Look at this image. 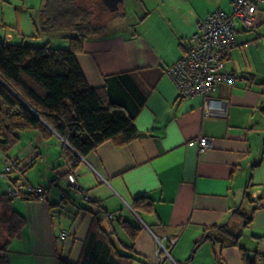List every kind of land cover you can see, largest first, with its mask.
<instances>
[{
    "label": "crops",
    "instance_id": "0c3cea01",
    "mask_svg": "<svg viewBox=\"0 0 264 264\" xmlns=\"http://www.w3.org/2000/svg\"><path fill=\"white\" fill-rule=\"evenodd\" d=\"M43 1L0 0V41L19 44L34 37ZM138 4L140 13L133 22L123 23V31L105 26L75 55L88 86L104 88L111 101L122 104L133 117L137 135L120 147L105 141L80 158L73 173L80 190L69 192L72 201L73 194L83 200L86 195L108 213L141 226L131 242L112 222L118 242L132 246L138 259L132 264H219L218 243L196 242L205 228L222 224L240 235L235 246L219 250L224 264H243L242 251L248 252V260L262 264L264 208H257L256 201L264 200V0L254 28L235 23V44L224 67L236 79L218 83L210 94L224 103L225 116H204L201 96L180 98L165 70L180 58L198 21L215 9L229 13L232 0ZM67 45L64 41L57 47ZM27 134L18 133L15 151L7 156L18 164L16 176L9 179L21 177L37 186L44 185L43 176L47 195L45 202L18 199L14 204L12 199V210L24 217L25 224L9 244L8 264H56L58 256L75 262L90 215L78 212L72 202H60L65 187L59 183L68 169L62 157L65 143L53 135L44 141V153L33 143L38 142L35 132ZM198 136L211 138L212 148L200 153L188 144ZM34 170L37 181L31 176ZM138 196L151 201V212L139 216L132 210L130 204ZM236 209L245 216L233 214ZM62 229L73 235L56 242L54 236ZM154 236L166 245L164 238L175 239L170 258L161 260Z\"/></svg>",
    "mask_w": 264,
    "mask_h": 264
},
{
    "label": "trees",
    "instance_id": "16d2710c",
    "mask_svg": "<svg viewBox=\"0 0 264 264\" xmlns=\"http://www.w3.org/2000/svg\"><path fill=\"white\" fill-rule=\"evenodd\" d=\"M94 1L44 0L34 22L35 36L44 34V44L35 46L15 44L5 39L0 41V152L5 156L18 142L19 132H35L40 142L57 135L67 144L62 148V157L68 167L66 177L68 173H74L80 158L101 143L109 141L120 147L136 138L133 117L122 104L111 101L104 88L88 86L75 59V55L82 51L84 41L94 37L102 28L90 11ZM110 13L117 14L116 11ZM49 31L59 32V37L67 41V47L49 46L48 43L56 37L47 33ZM6 158L12 167L9 171L4 168V173L18 171L17 161ZM18 182L31 188L42 186L45 198L39 200L37 194L25 192L17 198L46 201V186H32L19 177L9 179L7 187H14ZM79 190L69 186L61 189L60 202H72L78 212H87L90 223L77 260L71 262L58 256L56 264H132L138 260L132 253V246L118 242L112 222L117 223L131 242L141 226L120 215L116 217L114 214L113 220L110 219L108 212L92 199L83 200L79 196L72 201L69 192ZM13 198L6 190L0 193V264H8L9 244L21 235L25 224L24 217L11 208ZM151 204L146 196H138L130 207L140 216L141 212L152 211ZM233 214L245 216L240 209L234 210ZM149 228L157 233L156 228ZM239 236L227 224L213 225L204 229L196 244L206 239L218 243L216 261L224 264L219 250L227 245L235 246ZM241 255L243 264H255L243 251Z\"/></svg>",
    "mask_w": 264,
    "mask_h": 264
},
{
    "label": "built area",
    "instance_id": "2783aa9c",
    "mask_svg": "<svg viewBox=\"0 0 264 264\" xmlns=\"http://www.w3.org/2000/svg\"><path fill=\"white\" fill-rule=\"evenodd\" d=\"M262 0H232L229 13L220 9L209 12L203 19L198 21L197 30L187 37L180 58L168 66L165 70L173 81L180 98L193 96L202 97V113L204 116H225L226 107L223 102L210 98L215 86L220 82H232L236 75L225 70L224 62L229 50L235 44V23L239 22L244 28L251 29L257 24V13ZM5 38H8L6 34ZM195 145L198 152L202 153L212 148V139L198 136L188 142ZM14 165V164H13ZM12 163L5 164V170L9 171ZM69 187L79 190L75 183L72 172L65 177ZM44 189L42 186L36 188L28 187L18 182L14 187L8 186V195L18 197L20 193H34L39 200H44ZM63 196V195H61ZM84 200L89 198L84 195ZM257 208H264V200L256 201ZM113 219L114 213H108ZM69 230H60L55 236L56 242L72 237ZM156 242V253H162L163 257L170 258L169 247L174 244L175 239H167V245L154 236ZM248 252L245 253L247 255ZM174 264V262H173ZM264 264V259H262Z\"/></svg>",
    "mask_w": 264,
    "mask_h": 264
},
{
    "label": "rangeland",
    "instance_id": "374dc122",
    "mask_svg": "<svg viewBox=\"0 0 264 264\" xmlns=\"http://www.w3.org/2000/svg\"><path fill=\"white\" fill-rule=\"evenodd\" d=\"M94 2H95V5L91 8L90 11L93 15L94 20H97L98 23L100 25H102L101 30L95 36H98L104 32V29H106V28H103V26H105V25L107 27L111 26V28H113L112 30L114 32L123 31V28H122V26L124 25L123 23H125V21H130V22L132 21L133 22L135 20L136 14L140 13V7L138 4V0H123L122 3L119 5L118 9L116 10L117 14L108 12L104 8V6L99 2V0H95ZM13 20L14 19L12 17L10 19V21L13 22ZM28 21H30V20L28 19ZM8 30H10V29H8ZM47 33H49L50 35H56L55 39H53L55 41L52 40L49 43L50 46H52V47H57L58 44H62V43L64 44V41H66L65 39L59 37L60 36L59 32L49 31ZM25 42H27L26 44H33L35 46H39V44H44L45 43L44 34H42V35L40 34L39 36H34L32 38H26ZM30 132L33 133L32 131H24V132H19V133L20 134L24 133V136H25V134L28 135L27 133H30ZM23 139L25 140L26 138L24 137ZM33 143H34V145L38 146L40 151L42 150L45 153V148L47 147L44 144L45 142L38 141L36 143V141H33ZM13 151H15L14 147H12L8 151L6 157L11 156ZM5 160H6L5 155L0 152V193L4 192L7 189V182L9 180V178L16 176V172H14V171L11 173H8V174L4 173L5 164L9 163V162H4ZM31 176H32V179L34 181L38 180V174L36 173V170L31 172ZM41 181L43 182L44 186L47 184V182L43 176L41 178ZM66 185L67 184H66L65 180H62L59 183L60 187H67ZM51 190H53V189H51ZM73 195L75 196V198H78L76 194H73ZM18 199L19 198H17V197L13 198V203L15 204V201H18ZM61 218H64V217L61 216Z\"/></svg>",
    "mask_w": 264,
    "mask_h": 264
},
{
    "label": "water",
    "instance_id": "95a60500",
    "mask_svg": "<svg viewBox=\"0 0 264 264\" xmlns=\"http://www.w3.org/2000/svg\"><path fill=\"white\" fill-rule=\"evenodd\" d=\"M109 12H115L123 0H100ZM65 144L66 142L61 139ZM67 145V144H66Z\"/></svg>",
    "mask_w": 264,
    "mask_h": 264
}]
</instances>
